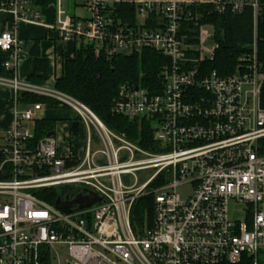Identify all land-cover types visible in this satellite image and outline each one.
Instances as JSON below:
<instances>
[{
	"label": "built area",
	"instance_id": "built-area-1",
	"mask_svg": "<svg viewBox=\"0 0 264 264\" xmlns=\"http://www.w3.org/2000/svg\"><path fill=\"white\" fill-rule=\"evenodd\" d=\"M63 0L49 3L44 21L38 0H0L13 25L43 26L62 43L88 45L96 57H162L155 88L122 84L112 113L151 125L152 149L118 135L85 105L56 89L17 76L24 57L15 31L0 34L13 93L15 127L0 139V264H239L264 252V59L259 55V0ZM36 7L35 10L32 7ZM253 12V42L234 73L206 68L219 45L190 8ZM84 8L79 19L73 10ZM124 7L134 8L130 19ZM70 10H69V9ZM193 23V29L187 24ZM213 40L215 47L205 45ZM23 96L68 108L86 131L85 146L61 148L56 133L36 139L42 103L24 110ZM139 174H142L140 177ZM95 194L88 209L70 213L42 199ZM68 189V190H66ZM68 191V193H67ZM154 196L152 218L133 221L142 198ZM235 208L240 217L235 216Z\"/></svg>",
	"mask_w": 264,
	"mask_h": 264
},
{
	"label": "trees",
	"instance_id": "trees-1",
	"mask_svg": "<svg viewBox=\"0 0 264 264\" xmlns=\"http://www.w3.org/2000/svg\"><path fill=\"white\" fill-rule=\"evenodd\" d=\"M54 0H38L42 6ZM264 7V0H259ZM193 17L198 16L199 24L208 25L214 30V37L219 45L215 58L206 64L207 69L226 76L234 73L238 59L250 51L253 42V12L247 9L240 15L227 12L218 14L211 6L190 8ZM123 11L130 19L134 18V8L124 7ZM193 29L194 24H187ZM259 55L264 59V8L258 27ZM9 60V54L0 50V77H9L4 64ZM162 57L154 52L146 51L142 55L118 56L111 60L105 57H96L94 49L80 44L74 56L64 63L63 75L57 81L56 89L76 99L89 108L104 125L118 135H125L128 140L145 149H152L153 132L151 125L146 122L131 121L125 117L112 113V106L118 97L119 87L122 84H134L153 89L160 84L158 75L164 64ZM43 61L37 63V72L45 70ZM32 83V82H31ZM37 84V83H34ZM23 102L49 104L57 108L58 103L35 96H23ZM261 105L264 108V85L261 93ZM55 129V121L42 120L37 123L36 139H41ZM76 129V126L73 127ZM264 154V140L262 141ZM64 190L50 189L42 192L43 200L54 204L65 196ZM154 196L148 195L137 202L134 209L133 221L143 223L148 216L152 218ZM264 253V252H263ZM239 264H264L254 258L245 257Z\"/></svg>",
	"mask_w": 264,
	"mask_h": 264
},
{
	"label": "crops",
	"instance_id": "crops-1",
	"mask_svg": "<svg viewBox=\"0 0 264 264\" xmlns=\"http://www.w3.org/2000/svg\"><path fill=\"white\" fill-rule=\"evenodd\" d=\"M43 8L45 10L49 9L48 6ZM76 11L73 12V16L86 19L78 16ZM42 13L45 22L48 24L55 22L54 11L52 18L46 14L47 12L42 11ZM5 31H15L23 45L24 57L19 61L16 69L18 78L29 83L32 82L33 85L56 87L57 81L63 75L65 61L74 56L78 44L62 43L52 31L43 26L19 24L15 27L10 17L1 15L0 34ZM39 61H43L42 67L46 69L37 72ZM30 105L33 104L21 100L18 108L21 111ZM14 106L13 93L7 89H0V139L15 127ZM43 106V120L55 121L54 132L56 136L58 123H62V140L64 142L70 140L73 144V137H78L81 134L76 114L68 108L59 106L53 108L49 104H43ZM74 126H76V129H73Z\"/></svg>",
	"mask_w": 264,
	"mask_h": 264
},
{
	"label": "rangeland",
	"instance_id": "rangeland-1",
	"mask_svg": "<svg viewBox=\"0 0 264 264\" xmlns=\"http://www.w3.org/2000/svg\"><path fill=\"white\" fill-rule=\"evenodd\" d=\"M56 1H58V0H56ZM65 3H66V5L68 6V5H70L71 6V11H72V3H73V1L72 0H63ZM32 8H34L35 10H37L36 9V7H32ZM69 9V8H68ZM70 10V9H69ZM42 11L43 12H47L46 14L49 16V17H51L52 18V15H53V8H50L49 7V9H47V10H45L44 8L42 9ZM76 11V10H75ZM75 11L73 10V12L75 13ZM76 14L78 15V16H80V17H82V18H86L87 17V11L84 9V8H78L77 9V11H76ZM205 31H207V33L210 35V36H214V30H213V28H211V27H206V29H205ZM78 47L80 46V44H78L77 45ZM207 48H209V49H211V48H213V47H215V42L213 41V40H210V41H208L207 43H206V45H205ZM62 128H63V124L62 123H58V127H57V139H58V145H59V147H61V148H63V147H65V145H68V143H69V141H63L62 140V138H61V136H62ZM72 142H73V144L74 145H76V146H78V147H80L81 148V144H82V147H84L85 146V142H86V131L82 128L81 129V134L78 136V137H73V139H72ZM139 176L141 177L142 176V174H139ZM66 190H68V189H66ZM58 191L60 192L61 191V189H58ZM64 193H65V195L64 196H66V191H64ZM67 193H68V191H67ZM235 218L236 217H240V215H238L239 214V212H237L238 210L235 208ZM259 260L262 262V263H264V253H260L259 254Z\"/></svg>",
	"mask_w": 264,
	"mask_h": 264
},
{
	"label": "water",
	"instance_id": "water-1",
	"mask_svg": "<svg viewBox=\"0 0 264 264\" xmlns=\"http://www.w3.org/2000/svg\"><path fill=\"white\" fill-rule=\"evenodd\" d=\"M54 135H55V133L51 132L48 136L51 137ZM99 201H100V199L97 195L90 194L88 197L80 196L76 200H74L73 202L62 201L61 199H58L56 201L55 207L61 212L70 213L71 208L74 204L79 205V207L81 209H88V208L94 206L95 204H97Z\"/></svg>",
	"mask_w": 264,
	"mask_h": 264
}]
</instances>
